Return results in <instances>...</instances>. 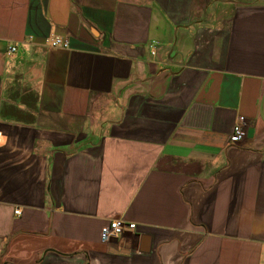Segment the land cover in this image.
<instances>
[{
    "label": "crops",
    "instance_id": "1",
    "mask_svg": "<svg viewBox=\"0 0 264 264\" xmlns=\"http://www.w3.org/2000/svg\"><path fill=\"white\" fill-rule=\"evenodd\" d=\"M0 135V264H264V0H0Z\"/></svg>",
    "mask_w": 264,
    "mask_h": 264
},
{
    "label": "built area",
    "instance_id": "2",
    "mask_svg": "<svg viewBox=\"0 0 264 264\" xmlns=\"http://www.w3.org/2000/svg\"><path fill=\"white\" fill-rule=\"evenodd\" d=\"M50 45L53 48L62 47V48L67 49L70 47V42L66 39L55 37L50 41ZM14 51H15L14 47L10 49V52H14ZM245 137H246L245 122L240 120L233 127L232 133L229 137V143L238 144L241 141H243ZM0 142H1V135H0ZM15 214H20V211L16 210ZM135 229H136V225L134 223H127L122 219L112 220L108 223V225L102 231L101 241L103 243H107L113 239L119 238L125 233L134 232Z\"/></svg>",
    "mask_w": 264,
    "mask_h": 264
}]
</instances>
